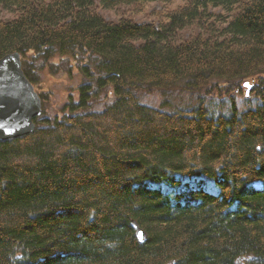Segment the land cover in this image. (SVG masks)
Wrapping results in <instances>:
<instances>
[{
	"label": "trees",
	"instance_id": "obj_1",
	"mask_svg": "<svg viewBox=\"0 0 264 264\" xmlns=\"http://www.w3.org/2000/svg\"><path fill=\"white\" fill-rule=\"evenodd\" d=\"M173 1L0 0V58L19 53L42 101L31 133L0 139V264H264V0L99 12ZM57 57L80 79L48 116L36 85ZM176 89L227 108L142 101Z\"/></svg>",
	"mask_w": 264,
	"mask_h": 264
},
{
	"label": "rangeland",
	"instance_id": "obj_2",
	"mask_svg": "<svg viewBox=\"0 0 264 264\" xmlns=\"http://www.w3.org/2000/svg\"><path fill=\"white\" fill-rule=\"evenodd\" d=\"M179 4L180 0H175L169 4H163L161 2H151L141 5L139 7V10L137 9V11L134 13L129 12L127 7L120 8L119 10H104L100 8L99 12L109 20H115L119 16L129 15L134 20L139 22L157 21L162 19L163 12L175 8ZM213 11L219 12L220 10L216 8L213 9ZM0 17L7 18L9 17V14L1 11ZM68 60L69 59L66 58L62 60L60 57L54 58L53 67L45 66L40 71L39 85H36V88L37 91L41 93L45 98L43 100V110L45 115H60L63 103L67 102V99H69L70 97L73 100L77 98L76 89L80 79L77 73L78 69L76 67H72L71 73H68L67 64H71ZM261 79L264 80V76L263 78L261 77ZM245 82L249 87L244 85ZM255 82V79L254 81H249L251 85L255 84ZM249 83L247 81H243L241 83L242 88L240 89V91L235 93L236 103L239 110H242L241 108L246 106V102L252 105L251 101L255 100L256 84L252 87L251 85H249ZM246 91L248 92L247 94ZM199 95H203V92L198 94H189L187 92L176 89L173 91H169L165 95H162L158 92L142 94V101L153 105L154 107H158L160 103L163 102V100H167L170 106L191 105L196 101L197 96ZM203 96L205 101L211 108L221 111L226 110V96H217V94L214 93L206 94ZM101 99L95 101L97 102V104L94 105V108H99L103 105ZM207 185H210L209 182H207Z\"/></svg>",
	"mask_w": 264,
	"mask_h": 264
},
{
	"label": "water",
	"instance_id": "obj_3",
	"mask_svg": "<svg viewBox=\"0 0 264 264\" xmlns=\"http://www.w3.org/2000/svg\"><path fill=\"white\" fill-rule=\"evenodd\" d=\"M41 112V98L22 71L19 53L5 54L0 58V139L31 133ZM138 236L144 239V232L139 230Z\"/></svg>",
	"mask_w": 264,
	"mask_h": 264
}]
</instances>
